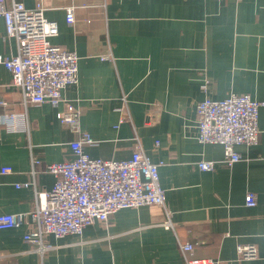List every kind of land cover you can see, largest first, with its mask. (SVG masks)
<instances>
[{"label": "crops", "instance_id": "0c3cea01", "mask_svg": "<svg viewBox=\"0 0 264 264\" xmlns=\"http://www.w3.org/2000/svg\"><path fill=\"white\" fill-rule=\"evenodd\" d=\"M13 1L41 5L59 26L52 42L77 52L78 82L63 96L80 115L77 124H65L58 117L64 104L26 101L0 64V214L24 217L19 226L0 229V264H187L183 243L194 245L189 258L208 264H264V106L258 144L237 145L241 158L231 165L222 144L199 141L196 110L207 96L264 100V0L7 4ZM107 51L112 58L101 59ZM17 53L0 17V54ZM123 115L129 120L121 122ZM85 133L96 140L85 150L106 160L130 158L139 140L152 161L163 163L166 206L123 208L82 234L46 235L50 247L40 252L25 234L33 228L37 193L56 181L47 166L74 158L71 142ZM201 160L216 161L215 169L201 170ZM28 181L32 185L17 186ZM249 192L257 196L255 206L246 204ZM248 244L258 255L240 258L238 245Z\"/></svg>", "mask_w": 264, "mask_h": 264}, {"label": "built area", "instance_id": "2783aa9c", "mask_svg": "<svg viewBox=\"0 0 264 264\" xmlns=\"http://www.w3.org/2000/svg\"><path fill=\"white\" fill-rule=\"evenodd\" d=\"M0 17L5 20L7 34L15 37L18 53L12 56L0 54V64L12 73V85L19 89L26 101L49 102L54 106L64 104L58 117L62 123L75 125L80 112L73 104L66 102L63 90L76 84L79 78V56L76 51L52 42L59 33V26L45 16L41 5L28 8L22 2L0 0ZM67 22L76 21L74 8L67 11ZM110 51L101 59H111ZM207 89V82L203 83ZM0 105L4 101L0 100ZM264 100L252 98L249 94H232L226 98L205 97L197 104L199 136L202 143H219L225 149L228 165L240 160L236 150L240 144L256 145L259 141L260 108ZM11 121L13 114L8 116ZM129 120L123 115L121 122ZM96 140L85 133L82 138L71 142L75 157L52 162L47 170L56 177L53 187L37 193V204L30 213L33 228L25 234V240L35 243L40 252L50 247L44 236L63 237L67 234H82L84 229L96 221L106 222L116 211L143 205L166 206V191L160 183L159 167L144 153L137 140L133 154L128 159L106 160L92 157L84 148ZM159 143V142H158ZM157 143V144H158ZM217 162L201 160V170L215 169ZM10 167L2 172L8 173ZM35 173V170H33ZM31 182L17 186H30ZM246 204L255 206L257 196L246 195ZM171 219L165 223L172 226ZM24 221L21 214L1 213L0 229L19 226ZM187 264H208L206 260L192 259L188 253L194 250L193 243L180 244ZM240 258H254L258 255L255 245H238Z\"/></svg>", "mask_w": 264, "mask_h": 264}]
</instances>
